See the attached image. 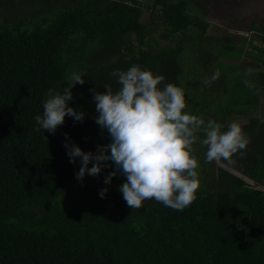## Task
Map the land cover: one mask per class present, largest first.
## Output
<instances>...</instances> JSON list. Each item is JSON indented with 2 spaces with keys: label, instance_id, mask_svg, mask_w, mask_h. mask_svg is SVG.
I'll use <instances>...</instances> for the list:
<instances>
[{
  "label": "trees",
  "instance_id": "trees-1",
  "mask_svg": "<svg viewBox=\"0 0 264 264\" xmlns=\"http://www.w3.org/2000/svg\"><path fill=\"white\" fill-rule=\"evenodd\" d=\"M142 16L140 0H0V264H264V119L254 115L264 97V48L252 46L259 56L250 59L242 42L227 68L223 56L240 50L231 37L216 39L224 44L214 56L219 76L206 86L213 72L197 75L188 62L216 50L206 48L209 23L191 13L190 1L155 0L151 22ZM155 19L170 45L146 47ZM259 38L264 43V29ZM132 65L181 88L185 110L205 121L226 129L231 117H247L240 125L249 142L231 163L207 162L197 133L192 149L212 173L183 210L154 199L131 209L118 191L125 177L104 184L113 167L80 182L79 158L70 163L66 155L65 133L84 151L110 142L95 123L91 90L116 91L112 71ZM74 71L85 83L71 89L69 106L84 119L66 115L54 134L37 131L48 89L62 92ZM203 96L218 100L213 112Z\"/></svg>",
  "mask_w": 264,
  "mask_h": 264
},
{
  "label": "clouds",
  "instance_id": "clouds-1",
  "mask_svg": "<svg viewBox=\"0 0 264 264\" xmlns=\"http://www.w3.org/2000/svg\"><path fill=\"white\" fill-rule=\"evenodd\" d=\"M111 75L119 85L116 91L109 84L103 86L105 91L91 90L95 123L107 132L110 142L97 144L95 152L84 151L68 133L64 134L69 162L75 163L79 158L81 166L75 173L78 181L83 182L86 174L97 176L102 169L113 167L104 177V184H110L117 174L125 177L118 191L131 209L154 199L165 207L183 210L196 198L199 187L198 161L192 154L197 133H203L199 142L206 148L207 162L223 159L231 163L233 154H242L246 148L249 141L239 122L232 121L225 129L212 119L205 121L190 114L185 110L183 90L173 83L162 84L163 76L139 65L114 69ZM218 76L217 69L204 78L203 84L210 85ZM66 82L62 92L48 89L42 112L34 116L37 131L54 134L66 115L74 121L84 119L83 111L69 106L73 99L71 89L77 83H85L84 74L74 71ZM107 191L106 187L101 188L98 195L104 198Z\"/></svg>",
  "mask_w": 264,
  "mask_h": 264
},
{
  "label": "rangeland",
  "instance_id": "rangeland-1",
  "mask_svg": "<svg viewBox=\"0 0 264 264\" xmlns=\"http://www.w3.org/2000/svg\"><path fill=\"white\" fill-rule=\"evenodd\" d=\"M143 6V16L142 21L144 23L151 22V10L155 4V0H140ZM191 4V13L203 18L209 23L206 30V36L213 38L212 43L206 46V48L214 46V50L211 51V55L204 54V52L196 53V58L190 59L189 68L190 71L193 67H196L195 72L197 75L206 72H214L221 64L214 59L217 56L221 48L220 42L216 39L223 37H231L236 47L240 52L232 53L227 56H223L221 63L229 68L232 64H235L237 58H239L242 52V42L245 43V49L251 54L250 59H255L259 56V52L252 46L264 48V43L259 38V34H262V29H264V0H189ZM19 9V8H18ZM158 12V10H156ZM9 13H5L7 17ZM157 16L158 13H156ZM239 23L238 21H241ZM166 26L162 24L160 20L155 19L153 23L149 26L148 37L146 39V47L151 44L155 48H160L163 46L170 45L171 42L163 40L161 34L165 32ZM200 30L198 28H191L190 33L194 38H197ZM213 54V55H212ZM256 60V59H255ZM242 62V58L241 61ZM232 63V64H231ZM194 73V72H193ZM185 88L184 86H182ZM201 94L199 93V96ZM202 99V98H201ZM225 100V98H224ZM202 104L207 106L208 111L213 112L215 105L218 104V100L215 102L209 97L201 100ZM264 119V97L262 101V106L258 113L254 114ZM232 121H237L240 124L247 122V117L234 116L231 117L229 123ZM197 149H193L192 154L196 157ZM198 178L199 185L209 184L210 174L212 173L211 166L207 164L206 166L198 164Z\"/></svg>",
  "mask_w": 264,
  "mask_h": 264
},
{
  "label": "flooded vegetation",
  "instance_id": "flooded-vegetation-1",
  "mask_svg": "<svg viewBox=\"0 0 264 264\" xmlns=\"http://www.w3.org/2000/svg\"><path fill=\"white\" fill-rule=\"evenodd\" d=\"M241 1V3H242V0H240ZM239 23H242V18H241V21H238Z\"/></svg>",
  "mask_w": 264,
  "mask_h": 264
}]
</instances>
